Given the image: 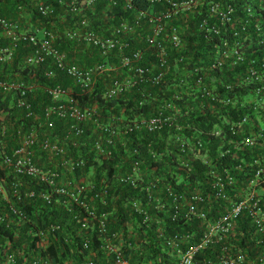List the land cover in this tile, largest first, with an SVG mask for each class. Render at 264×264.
<instances>
[{"label": "built area", "instance_id": "1", "mask_svg": "<svg viewBox=\"0 0 264 264\" xmlns=\"http://www.w3.org/2000/svg\"><path fill=\"white\" fill-rule=\"evenodd\" d=\"M84 1L85 4L81 7L90 6L96 0ZM101 1L115 3L117 0ZM154 1L165 3V8L148 15V21L152 25L145 33L139 34L144 41L141 46L132 47L130 41L119 37L122 31H128L132 27L127 18L117 21L112 31L106 35H99L95 29L86 28L84 25L67 30V37L88 42L95 54L106 59L84 68L71 62L68 54L55 43L59 36L54 30L46 27L34 31L20 30L17 21L0 15V35L9 36L14 42L21 38L30 40L32 49L24 59L25 63L35 67L36 64L46 62L52 66L44 68L43 74H53L55 70L69 74L74 77V84L79 89H93L99 76L104 75L103 72L107 69L105 66L108 65V56L123 49H126V52L121 55L122 62L133 69L135 78L115 80L106 87L108 89L104 88L106 98L119 95L126 84H132L133 81L150 83L155 87L163 80L169 86L171 83L177 84L174 74L180 76L179 85L184 83L186 87L189 86L186 83L187 76L193 77L198 84L193 87L194 92H188L185 98L189 108H181L178 103L170 100L163 103V100L152 105L157 111L149 116H136L132 119L111 116L108 119L109 125H104L99 120L94 122L93 116L98 104L82 103L74 94V86H46L45 90L50 96L49 102L42 107L40 113L34 112L28 124L17 129L16 145L10 152L6 151L9 143L4 139L7 127L0 118V167L3 171V174H0V264H135L121 247L112 244L109 236H103L98 245L101 254L89 248V238H84L83 241L84 247L89 248L84 256L56 259L46 251L53 232L62 226L55 221L45 224L42 215H39L40 225L34 222V216L38 215L33 209H29V206L37 197L52 209L61 205L67 211V221L64 218L62 220L67 225L64 231L80 233L82 212L99 221V230H104L105 224L102 213L97 215L96 205L92 201L96 194H99L90 192L93 188L92 181H81L72 175L66 176L49 165L50 163L34 162L33 156L39 160H50L54 166L57 164L72 171L84 161L82 158L73 157L72 152L106 155L113 148L124 145L122 151L137 154L140 148H127L125 135L134 129H160L173 119L175 114L188 115L195 105H206L209 118L214 124L207 128L195 129L191 133L176 132L174 145L176 141L185 156L200 158L207 168V173L204 171V175L195 180L190 190L185 191L183 188H177L175 183L190 179L189 175L194 169L192 157L179 161L165 160L164 165L155 170V175H151L146 189L147 198L152 201L153 196L156 206L168 207L169 217L180 219L185 224L186 220L197 217L204 220L205 224L182 227L170 232H167L169 229L166 226L160 227L156 233L158 247H161L163 252L167 249L171 251L172 264H199L205 257H201L199 253L213 242L219 243L225 234L231 232L232 220L242 210H245L252 220V239H255L256 243L264 242V0ZM131 5L132 0H124L125 8H130ZM69 6L75 9L76 0H70ZM37 8L45 15L54 11L51 3H39ZM139 13L143 16L147 14L145 10H140ZM133 18L135 23L139 22L136 16ZM175 19L178 23L173 21ZM191 21L205 36H218L212 46V59L208 62L211 67L200 64L189 70H186L187 67L178 68L177 71L171 67L169 57L172 53L167 47L171 45L175 48L182 44V35L192 32L189 26ZM248 25H254L257 31L254 36L250 35ZM12 54V46H0V60L10 59ZM148 57H152L153 61L146 62ZM171 58L177 62L183 59V55L179 53ZM235 64L242 65L234 67ZM209 69L228 70L225 75H217L208 73ZM34 74L35 72L31 71L30 76ZM206 77L208 78L205 79ZM39 85L41 84L38 80L24 85L23 81L0 78V90L16 91L14 102L19 106L26 105L29 117L33 113L29 111L30 105L25 96H29ZM198 88L202 90L197 92ZM172 96L179 102L182 89L174 90ZM194 100L197 104H194ZM167 108H172L173 112L167 113ZM86 126L90 128L87 138L91 144L83 146L82 136ZM205 134L217 140L215 148L209 145L208 139H204ZM168 136L171 138L170 132ZM84 138L86 140V136ZM114 141L118 146L113 147L116 145ZM161 154L160 151L158 157ZM226 156H229L231 162L224 161ZM215 160H219V163ZM235 160L237 163L233 162ZM132 167H139L137 159L133 160ZM172 168L185 172L186 176L181 179L170 178L171 182L165 180L163 170ZM170 174L172 175L171 171ZM29 176L38 180L37 182H42L47 189L37 192L31 186ZM133 178L135 177L129 173L123 179L133 181ZM212 196L218 200H227L229 206L214 220H209L207 210L210 209L209 200ZM132 205L139 213H146L147 216L139 201ZM76 207H81L79 212L75 211ZM8 228L14 232L5 234ZM68 239L69 237H64V241ZM230 244L229 247L221 245L213 256L215 258H206L204 264H238L246 260L242 247L234 246L232 242ZM255 261L264 263V249L257 251Z\"/></svg>", "mask_w": 264, "mask_h": 264}, {"label": "trees", "instance_id": "2", "mask_svg": "<svg viewBox=\"0 0 264 264\" xmlns=\"http://www.w3.org/2000/svg\"><path fill=\"white\" fill-rule=\"evenodd\" d=\"M42 1L51 2V4L54 5L55 12L50 16L52 20L48 22H46L47 17L37 11V8L33 5L31 0H29V2L28 0H0V15L7 19L17 20L20 30H24L29 24L27 19V15L29 14V17L34 22L39 21L41 25H45L46 28L54 30L58 35L61 34V37L64 38L61 40L62 42L59 47L68 53L70 61L83 68L86 67L87 64L90 65L96 61L102 62L105 58L95 54L93 50L90 53V49L88 48L91 47L88 42L83 41L77 43L74 42L75 40L73 41V38L67 37V30L74 27L73 21L75 19L81 20L89 18L91 25H84L86 28L95 29L97 33L108 34L112 25L120 19L127 18L132 23V27L128 31H123L124 34L128 33V36L120 38L130 41L131 44L136 42V46H140L144 44V41L137 37H139V34L150 29L149 27L152 25V23L148 21V15H150V13L159 12L161 9L165 8V3L154 0H132L130 8L124 7V0H117L115 3H105L101 0H96L92 4L96 7L94 12L90 8L88 10L85 9L87 13H85L83 17H78V14L81 12L79 7L85 4L84 0H76L77 8L73 11L68 9V2L70 0ZM101 8L103 11L105 9V11L99 13L98 9ZM140 10H145L147 14L145 16L140 15ZM135 16L139 20L138 23L134 22L133 17ZM173 21L178 23L176 19ZM248 29L250 35L254 36L257 33L254 25H248ZM184 36L182 35L183 42L180 46L172 48L171 45H168L167 47L168 51L172 53L171 57L179 53L183 55V59L177 62L169 57V60H171V67L173 69L176 68L177 71L178 68L187 67L186 70H189L200 64L210 68L211 66L208 62L212 59L211 52L214 51L212 46L214 42L218 40V36H205L196 28L193 29L190 34ZM13 45L12 58L0 60V78L23 81L24 85L31 81L38 80V83L41 85L34 88L29 96H25V99L30 105L29 111L33 113L30 117L27 116L28 108H26V105L19 106L14 102L13 96L17 94L16 91L0 90V118L7 127V134L4 138L9 143L6 147L7 152H10L16 145L15 136L17 129L20 127L22 128L24 124H28L29 120H32L34 112L35 114L40 113L42 107L49 102L50 96L45 90L46 86L54 84L65 86L67 84H72V86H74V94L82 103L92 104L93 101H96L98 104L96 113L93 116L94 122L96 123L99 120L104 125H109L108 119L111 116H115L116 118L123 116L128 119H132L136 116H149L154 113V111H157L152 105L161 103L163 100V103L170 100L174 103H178L181 108H189L190 105L186 106L185 98L188 96V92H194L193 87L198 85L195 83L193 77L188 76V82L186 83L189 84V86L186 87L184 83L179 85L178 81L180 76L177 77V75L174 74V81L177 84L171 83L169 86V84H166V81L164 82L163 80L160 85L156 86L159 87L156 89V87H152L153 85L150 83L137 81L122 94H116L111 98H106L104 96L105 74L99 76L93 89L82 90L76 87L72 76L69 74L57 70H55L53 74H43L44 68L52 66L46 62L36 64L35 67L25 63L24 59L32 49L29 39L21 38L13 42L11 41V37L0 35L1 47ZM74 45L76 49H78V47L80 49H73ZM115 58L116 57H112L111 60ZM241 65L242 64H235L234 67H241ZM227 70L228 69L223 71L219 69H209L208 73L217 75L221 73L225 75ZM31 71L35 72L33 76H30ZM182 75L185 80L184 74ZM207 78L208 77L205 79ZM190 85L192 88H190ZM180 88L182 89V98L178 102V99L173 98L172 94L174 90ZM196 90L199 92L202 89L198 88ZM194 104H197L196 100H194ZM165 111L167 113H172L173 109L167 108ZM209 117V109H207L206 105H195V108L191 110L188 115L175 114V117L166 122L160 129L154 131H149L146 128L134 129L125 135L124 139L128 142L126 144L127 148L133 146L140 148L137 154L122 151L124 145L118 146L115 141L114 144L116 145L113 147H118L113 148V150L106 155L103 153L95 155L92 152H83L81 154L72 152L73 154L71 155L73 157L82 158L84 160L83 164L76 166L72 171L60 165L58 166L57 164L54 166L53 162L50 160H39L36 156H33L34 162L37 163L39 161L40 164L50 163L49 165L56 170L62 171L66 176L72 175L81 181H92L93 188L90 192L95 191V193H99L96 194L92 201L96 205L97 215L100 216V213H102L101 215H103L105 224V229L99 230V221L95 217L86 216V213L82 212L79 222L80 233L69 230L64 231L67 225L62 220L64 218V220L67 221V211L61 205L52 209L50 205L45 204L40 197H37L33 200V204L29 206V209H33L36 215H38L34 216V222L40 225L41 221L39 215H42L45 224L50 221H55L62 226L60 229L53 232V236L51 237L52 240L46 248V251L51 253L56 259L59 257L68 258L77 255L84 256L87 254L89 248L94 249L97 254H101L98 245L101 243L103 236H109L112 244L121 247L122 250L125 251V255L128 256L131 261L135 262V264H172L173 258H170L171 251L169 252V249H167L163 252L160 250L161 247H158L156 233L159 228L166 226L169 229L167 232H170L182 227H197L205 224V221L201 218L194 217L190 220H186L185 224L181 222L180 219L169 217V210L166 205L161 207L156 206L153 203L155 199L153 196L152 201L147 198L148 191L146 187L151 180V175H155L157 169L164 165L165 160L179 161L192 157L191 160H193L192 164L194 169L189 175L190 179H184L178 181V183L173 182L176 184L177 188H183L185 191L190 190L191 185L195 184V180L199 176L204 175V171L207 173V168L202 164L200 158L190 155L185 156L184 152L179 149L176 141L174 145V134L176 132L181 133V131L191 133L195 129L212 126L214 121ZM56 123L58 124L59 121ZM178 126H180V128H178ZM92 127L93 126H91V128ZM94 127H96V124ZM89 131V126H86L84 135L82 136L83 146L91 144L87 138V133H89ZM169 132L171 133V138L168 136ZM84 136H86V140ZM115 138L117 139L118 137L116 136ZM204 139L206 141L208 139L210 142L209 145L215 148L216 139L214 140V138L208 134H205ZM209 149L211 148L209 147ZM160 151L162 154L158 157ZM134 159L139 161V167L136 169L132 167ZM215 161L219 163V160ZM224 161L229 163L231 159L229 156H226ZM233 162L237 163V160ZM160 171L162 170L160 169ZM129 173L135 177L133 181L132 179H123L124 176ZM0 174H3L1 167ZM163 175L165 176V180L169 182L172 181L170 178L181 179L186 176L185 172H179V169L175 168H172V170H163ZM37 181L38 180L29 176V182L37 192L47 189L46 185ZM206 186L209 187L208 184H206ZM136 201L141 203L143 209L147 212V216L146 213H139L134 208L132 204ZM209 203L210 209L207 210L209 213V220H214L221 213L225 212L229 206L227 200H218L214 198V196L209 200ZM70 205L73 206L72 203ZM79 209H81V207H76L75 211L79 212ZM61 215H64V217H61ZM13 232V229L11 230L8 228L5 234H11ZM253 235L254 226L252 220L246 211L242 210L233 218L231 232L225 234V237L220 240L219 243L213 242L208 248H204L202 253H199L201 257L202 255L205 256L204 260L199 264H204L206 258H212L216 255L221 245L231 246L230 242H232L234 246L239 245L242 247V251L246 255V260L238 264H264L258 263L251 257V251L254 250L253 248H264V242L256 243L255 239H252ZM21 236L24 237V235ZM65 236L69 237L68 241H64ZM57 238H59V240H57ZM84 238H89V248L84 247ZM214 258L215 257H213V259Z\"/></svg>", "mask_w": 264, "mask_h": 264}, {"label": "crops", "instance_id": "3", "mask_svg": "<svg viewBox=\"0 0 264 264\" xmlns=\"http://www.w3.org/2000/svg\"><path fill=\"white\" fill-rule=\"evenodd\" d=\"M28 2H29V0H28ZM31 2L33 3V5L37 8V6H38V4L39 3H51V2H46V1H42V0H31ZM70 2V1H69ZM69 2H68V4H69ZM53 5V4H52ZM53 7H54V5H53ZM77 8V7H76ZM75 8V9H76ZM80 9H81V12L78 14V17H83L84 15H85V13H87L86 11H85V9L86 10H88L89 8L94 12V10L96 9V7H95V5H90V6H85V7H79ZM69 10H71V11H73L74 9H71L70 8V6H69V8H68ZM101 10V11H100ZM37 11L39 12V13H41L39 10H38V8H37ZM98 11H99V13L100 12H104L103 10H102V8L101 9H98ZM54 12H55V10L52 12V13H49V14H42L43 16H46L47 17V19H46V22H48V21H50V20H52V18H50V16H52L53 14H54ZM27 19H28V21H29V24H28V26L25 28V29H27V30H32V31H34V29L36 30V29H40V28H43V27H45V25H41V22H39V21H33L30 17H29V14L27 15ZM15 21H17V20H15ZM18 22V21H17ZM19 23V22H18ZM85 24H89V25H91L90 24V19L89 18H86V19H75L74 21H73V26L74 27H81V26H83V25H85ZM193 23H192V21L191 22H189V26H191V30H193V29H195V25H194V28H193ZM150 26V25H149ZM85 27V26H84ZM150 28V27H149ZM48 29H50V28H48ZM112 29H113V25L111 26V28H110V31H109V33L112 31ZM151 31V30H150ZM108 33V34H109ZM143 33H145V32H143ZM142 33V34H143ZM68 34V33H67ZM4 35V34H3ZM99 35H106V34H104V33H99ZM59 36V38L57 39L56 38V40H55V43H57V45L59 46L60 45V43L62 42L61 40L64 38V37H61V34L60 35H58ZM126 37V36H128V33H126V34H124L123 33V31H122V33L119 35V37ZM138 39H141V38H139V37H137ZM75 40V41H74ZM11 41H13L12 39H11ZM73 41L74 42H81L80 40H77V39H75V38H73ZM14 42V41H13ZM135 42V41H134ZM131 43V42H130ZM136 43V42H135ZM135 43H132L131 44V46L132 47H137L136 46V44ZM31 44V43H30ZM32 46V45H31ZM77 46H78V44H77ZM141 46V45H140ZM13 48H14V45L12 46V51H13ZM73 49H76V47H75V45H74V48ZM80 48L78 47V49H76V50H79ZM88 49H90V53H91V51H92V48H88ZM30 52V51H29ZM124 52H126V49L124 50H122V51H119V50H116V51H114L110 56H108V60H107V63H108V65L107 66H105V68H107L103 73L105 74V77H104V79H105V87L104 88H106V87H108L110 84H112L115 80H119V81H122V80H126V79H130V80H134V78H135V75H134V71H133V69L131 68V67H129V66H127V65H124L123 64V62H122V59H121V55L124 53ZM68 54V53H67ZM91 56H92V54H91ZM112 57H116L115 59H113V60H111V58ZM70 60V59H69ZM106 60V59H105ZM145 61L147 62H150V61H153V59H152V57H148L147 59H145ZM72 62V61H71ZM144 62V61H143ZM74 63V62H73ZM95 64H98V62L96 61V62H94V63H92V64H87L86 65V67L87 66H93V65H95ZM78 65V64H77ZM71 76V75H70ZM73 78V81H74V77H72ZM136 83V81H133V83L132 84H130V83H127L126 84V87L122 90V91H120L119 92V94H122L123 92H125V91H127V89L128 88H130L132 85H134ZM67 86H72V84H67ZM152 87H155V86H152ZM94 88V87H93ZM106 89H108V88H106ZM156 89H157V87H156ZM153 90V89H152ZM93 102H96V101H93ZM262 249V248H261ZM264 249V248H263Z\"/></svg>", "mask_w": 264, "mask_h": 264}, {"label": "rangeland", "instance_id": "4", "mask_svg": "<svg viewBox=\"0 0 264 264\" xmlns=\"http://www.w3.org/2000/svg\"><path fill=\"white\" fill-rule=\"evenodd\" d=\"M254 250L251 251V257L253 258V260H255V254L257 253V251L259 250L258 248H253Z\"/></svg>", "mask_w": 264, "mask_h": 264}]
</instances>
